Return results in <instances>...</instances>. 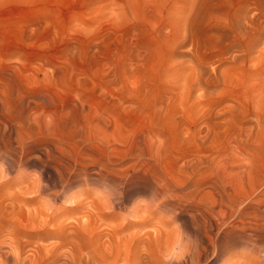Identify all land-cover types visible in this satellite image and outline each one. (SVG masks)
<instances>
[{
	"label": "rangeland",
	"instance_id": "rangeland-1",
	"mask_svg": "<svg viewBox=\"0 0 264 264\" xmlns=\"http://www.w3.org/2000/svg\"><path fill=\"white\" fill-rule=\"evenodd\" d=\"M255 4L0 0V264H264Z\"/></svg>",
	"mask_w": 264,
	"mask_h": 264
},
{
	"label": "bare ground",
	"instance_id": "bare-ground-1",
	"mask_svg": "<svg viewBox=\"0 0 264 264\" xmlns=\"http://www.w3.org/2000/svg\"><path fill=\"white\" fill-rule=\"evenodd\" d=\"M257 6L261 7L259 4H257V5L255 4L254 10L257 12L255 15L256 17L255 18H244L245 22L242 23V29L240 31L241 37L243 39H245V41L251 42L252 44L256 41L257 38L260 39L264 36V10L258 9ZM175 243L178 244L177 241ZM174 246H176V245L174 244ZM190 247H192V246H190ZM190 247H189V245L185 246V245L180 244L179 248H177V250L179 249L178 252H176V253L172 252L173 254H175V256L172 255V258L168 261V263L169 264H183L187 261L194 263L195 260L197 259L195 257L197 247H195V249H196L195 251L193 249H190ZM193 248H194V246H193ZM169 250H170V248H169ZM166 256H168V255H166Z\"/></svg>",
	"mask_w": 264,
	"mask_h": 264
}]
</instances>
